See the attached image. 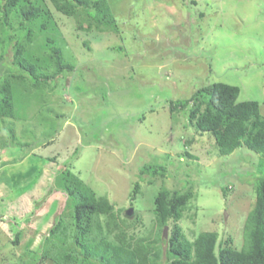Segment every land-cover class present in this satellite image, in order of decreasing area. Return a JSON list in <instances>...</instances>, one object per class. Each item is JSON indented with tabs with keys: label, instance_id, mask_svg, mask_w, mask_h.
I'll use <instances>...</instances> for the list:
<instances>
[{
	"label": "rangeland",
	"instance_id": "obj_1",
	"mask_svg": "<svg viewBox=\"0 0 264 264\" xmlns=\"http://www.w3.org/2000/svg\"><path fill=\"white\" fill-rule=\"evenodd\" d=\"M108 3L117 32L80 30L49 0H19L40 12L22 21L16 6L12 30H0V82L14 38L23 42L28 33L30 61L52 70L57 46L73 67L52 86L12 80L14 116H0V264L34 262L44 238L48 258L35 264H73L65 254L73 250L71 208L53 188L63 167L108 198L129 237L155 243L154 199L167 189L191 193L177 221L188 239L216 231L223 246L243 244L264 159L244 145L219 154L214 137L171 106L221 81L239 86L238 101H258L264 116V0ZM8 130L29 145L9 139Z\"/></svg>",
	"mask_w": 264,
	"mask_h": 264
},
{
	"label": "trees",
	"instance_id": "obj_2",
	"mask_svg": "<svg viewBox=\"0 0 264 264\" xmlns=\"http://www.w3.org/2000/svg\"><path fill=\"white\" fill-rule=\"evenodd\" d=\"M49 1L57 11L75 17L80 30L89 31L95 27L99 31H119L108 0ZM18 2L0 0V30L4 27L12 30L8 16L18 6ZM40 10L37 5L22 4L18 6L17 16L22 21H30ZM28 40L29 33L23 42L14 38L11 59L8 58L10 72L0 82L2 119L14 116L13 79H28L35 85L44 81L52 86L57 75L73 68L70 63L62 60V51L57 46L51 47L49 52L52 70L30 61L24 55ZM239 91L237 85L221 81L208 83L173 103L171 111L181 110L199 132H209L214 137L219 154H229L244 145L264 159V116L260 113L258 101H238ZM189 102L192 104L186 109ZM8 131L9 139L23 146L29 145L26 141L18 140L13 130ZM53 188L66 196L71 208L70 239L73 250L65 254L73 264H264V176H257L255 200L243 224V244L239 249L221 245L216 231H201L193 239L186 237L177 221L183 216L190 192L162 189L157 193L154 212L158 232L152 244L145 238L127 236V225L117 215L108 198L96 195L90 186L68 169L63 167L57 172ZM138 189L139 183L135 182L132 199ZM169 221L173 225L168 237L164 239L162 227ZM19 236L17 232L15 242ZM158 240L161 243L158 244ZM46 242L45 238L42 239L35 255L36 260L29 264L48 258L43 253Z\"/></svg>",
	"mask_w": 264,
	"mask_h": 264
},
{
	"label": "water",
	"instance_id": "obj_3",
	"mask_svg": "<svg viewBox=\"0 0 264 264\" xmlns=\"http://www.w3.org/2000/svg\"><path fill=\"white\" fill-rule=\"evenodd\" d=\"M167 228H168L167 225H165V226L163 227V231H162L163 236H166Z\"/></svg>",
	"mask_w": 264,
	"mask_h": 264
}]
</instances>
